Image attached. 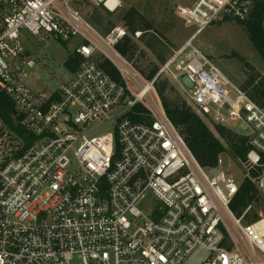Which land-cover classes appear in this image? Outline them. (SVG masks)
<instances>
[{
  "label": "built area",
  "instance_id": "1",
  "mask_svg": "<svg viewBox=\"0 0 264 264\" xmlns=\"http://www.w3.org/2000/svg\"><path fill=\"white\" fill-rule=\"evenodd\" d=\"M109 0H0V264H264V104L233 84L188 39L146 80L119 46L134 43L124 24L105 33L85 7ZM250 0H196L177 16L197 27L245 21ZM77 41V70L52 91L28 81L36 55L20 32ZM43 35V36H41ZM192 36V38H193ZM107 62L112 78L100 66ZM182 80L190 105L215 124L246 125L249 150L235 179L218 164L203 168L169 119L154 87ZM111 124L104 134L95 130ZM257 195L237 215L240 185ZM154 199L157 204L152 202Z\"/></svg>",
  "mask_w": 264,
  "mask_h": 264
},
{
  "label": "rangeland",
  "instance_id": "2",
  "mask_svg": "<svg viewBox=\"0 0 264 264\" xmlns=\"http://www.w3.org/2000/svg\"><path fill=\"white\" fill-rule=\"evenodd\" d=\"M120 6L114 12L93 6L85 7L82 12L88 21L100 32L105 33L114 25H121L124 13L130 8L135 9L147 22L154 32L140 35L137 41L138 50L132 55L131 61L135 67L148 80V74L159 68L171 55L173 50L179 49L195 33L197 27L187 24L184 18H179L177 12L191 7L195 0H118ZM43 36V35H41ZM20 40L28 53L36 55V66L29 70V86L35 90L52 91L67 77L68 72L63 67L66 57L71 54L77 41L62 43L54 40L40 41L27 31L20 32ZM192 44L200 50L233 84L242 87L244 83L253 81V85L264 81V63L251 45L246 32L236 20H226L213 23L195 34ZM147 45L150 49H147ZM164 62H163V61ZM162 61V62H161ZM166 80L167 86L174 88L173 92L165 89V95L170 102L180 105L185 102L188 107L195 109L181 93L188 89L180 77L172 81L164 75L160 80ZM249 88L247 92L250 90ZM196 115L205 125L214 132L215 123L208 117L202 116L197 111ZM111 124H106L95 130L93 135L104 134L110 129ZM236 134L247 137L250 129L246 125L233 124L228 126ZM216 134V132H214ZM222 156V169L227 171L239 183L243 179V171L230 154ZM154 204L158 203L152 199ZM206 255L202 250L195 251L186 264H200Z\"/></svg>",
  "mask_w": 264,
  "mask_h": 264
},
{
  "label": "trees",
  "instance_id": "3",
  "mask_svg": "<svg viewBox=\"0 0 264 264\" xmlns=\"http://www.w3.org/2000/svg\"><path fill=\"white\" fill-rule=\"evenodd\" d=\"M250 1L253 4V8L248 19L242 22L237 21V23L246 32L251 45L264 63V0ZM121 20L132 36L135 32H141V35L147 32H154L153 26L133 8L124 13ZM139 40L140 38L137 41L139 42ZM136 43L127 38L119 46V50L131 60L132 55L138 50ZM146 47L150 49L149 45ZM80 62L81 58L71 53L64 60L63 67L69 74H73ZM99 66L112 78H116L114 69L107 62H100ZM157 70L158 68H155L152 73L148 74L149 80L152 79ZM154 87L172 124L184 139L194 158L203 168L217 166L219 156L228 152L243 170L246 169L253 176L258 174V168L249 169L246 164V154L249 150L246 137L236 134L228 126L219 124L213 126L214 132H216L214 134L185 102L178 105L168 100L165 95V89L172 93L174 88L172 86L168 87L165 79L160 80L159 78L154 83ZM241 88L246 92L251 88L247 92L250 98L259 104H264V81L256 85H253V81H249L244 83ZM11 112L10 102L4 95L0 94V116L7 124L11 122L9 116ZM256 195L257 191L254 186L250 182L244 181L231 204L232 210L237 215H240L242 210L255 199Z\"/></svg>",
  "mask_w": 264,
  "mask_h": 264
},
{
  "label": "bare ground",
  "instance_id": "4",
  "mask_svg": "<svg viewBox=\"0 0 264 264\" xmlns=\"http://www.w3.org/2000/svg\"><path fill=\"white\" fill-rule=\"evenodd\" d=\"M115 3H116L115 0H109V1L107 2V6H108L109 8H113L114 5H115Z\"/></svg>",
  "mask_w": 264,
  "mask_h": 264
},
{
  "label": "crops",
  "instance_id": "5",
  "mask_svg": "<svg viewBox=\"0 0 264 264\" xmlns=\"http://www.w3.org/2000/svg\"><path fill=\"white\" fill-rule=\"evenodd\" d=\"M195 1H196V0H195ZM195 1H194V2H195ZM194 2H193V3H194ZM192 36H193V35H192ZM192 36L190 37L191 39H192Z\"/></svg>",
  "mask_w": 264,
  "mask_h": 264
}]
</instances>
